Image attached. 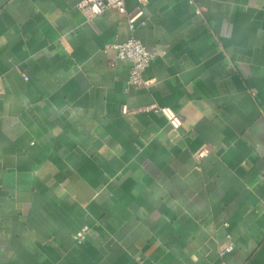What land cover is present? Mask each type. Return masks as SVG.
I'll list each match as a JSON object with an SVG mask.
<instances>
[{
	"label": "crops",
	"instance_id": "obj_1",
	"mask_svg": "<svg viewBox=\"0 0 264 264\" xmlns=\"http://www.w3.org/2000/svg\"><path fill=\"white\" fill-rule=\"evenodd\" d=\"M79 1L0 0V264H264V0Z\"/></svg>",
	"mask_w": 264,
	"mask_h": 264
},
{
	"label": "built area",
	"instance_id": "obj_2",
	"mask_svg": "<svg viewBox=\"0 0 264 264\" xmlns=\"http://www.w3.org/2000/svg\"><path fill=\"white\" fill-rule=\"evenodd\" d=\"M77 7L84 13L88 20H93L99 17L107 10L124 13L127 16L130 30L134 29L135 21L142 15V9H137L134 13H128L125 0H80L77 3ZM195 11L196 13H200V8L196 7ZM109 48L115 50L116 57L118 59L125 60L130 63L127 78L129 85L149 87L155 83V78H145L143 76V72L145 68L151 63V61H153L159 55L157 51L147 49L143 43L134 36H131L122 42L113 41L106 43L103 47L104 50ZM146 109L162 113L172 130L178 129L182 124L181 118L170 107L151 105L146 107ZM123 110L126 111V108L123 107ZM205 154L206 150L200 149L195 154V157L200 159ZM90 229L91 228L88 225H83L80 227V229L73 233L72 237L74 241L77 243L83 241ZM230 249L231 246L226 247V249L222 251L221 254H223L225 251H229Z\"/></svg>",
	"mask_w": 264,
	"mask_h": 264
}]
</instances>
